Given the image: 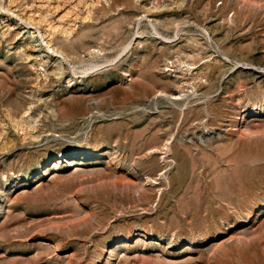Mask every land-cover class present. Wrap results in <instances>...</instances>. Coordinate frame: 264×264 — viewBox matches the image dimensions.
Wrapping results in <instances>:
<instances>
[{
	"label": "rangeland",
	"instance_id": "374dc122",
	"mask_svg": "<svg viewBox=\"0 0 264 264\" xmlns=\"http://www.w3.org/2000/svg\"><path fill=\"white\" fill-rule=\"evenodd\" d=\"M0 264H264V0H0Z\"/></svg>",
	"mask_w": 264,
	"mask_h": 264
},
{
	"label": "bare ground",
	"instance_id": "6f19581e",
	"mask_svg": "<svg viewBox=\"0 0 264 264\" xmlns=\"http://www.w3.org/2000/svg\"><path fill=\"white\" fill-rule=\"evenodd\" d=\"M61 59V58H60ZM179 98H175L174 100H177ZM94 150L91 146L83 147L80 149H74L73 150V156H80L82 158H86L89 154L93 153ZM141 191V190H140Z\"/></svg>",
	"mask_w": 264,
	"mask_h": 264
}]
</instances>
